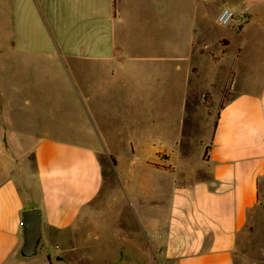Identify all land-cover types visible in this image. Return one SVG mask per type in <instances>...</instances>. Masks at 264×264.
<instances>
[{
    "label": "crops",
    "instance_id": "obj_1",
    "mask_svg": "<svg viewBox=\"0 0 264 264\" xmlns=\"http://www.w3.org/2000/svg\"><path fill=\"white\" fill-rule=\"evenodd\" d=\"M9 1L17 31L31 20L49 31L55 25L60 37L67 22L75 27L74 36L85 29L87 47L78 45L73 54L58 49L71 68L78 97L88 101L89 125L86 134L76 127L70 137L60 133L64 128L59 125L41 122L38 128L34 120L26 136L13 130L0 88V264H61L67 232L73 228V247L78 246L81 219L101 210L94 203H102V197L109 262L139 258L134 253L121 258L128 249L113 246L115 233L120 243L136 246L143 258L159 264H237L239 236L264 207V73L254 79L252 70L239 69L248 52L245 45L239 44L231 62L224 64L231 39L223 34L217 39L220 48L213 47L210 16L229 7L235 20L227 28L239 38L254 32L264 42V0ZM184 22L189 23L185 34ZM130 25L139 28L153 50L141 46L133 52L116 43L115 28ZM163 35L170 36L166 46H161ZM42 39L43 31L36 33L40 46H10L11 68L13 57L19 56L27 61L49 55L59 63ZM57 43L64 46L60 38ZM204 58L215 68L210 77L199 66ZM82 68L87 75H81ZM179 71L186 85L181 108H176L167 102L176 95L172 89ZM227 83H232L228 100L213 116ZM249 83L253 86L242 85ZM11 87L18 89L14 83ZM202 90L210 91L214 102L207 112L211 130L207 140L199 141L201 163L189 168ZM19 121L27 122L25 113ZM28 156L33 172L18 171V161L25 163ZM175 158L182 160L181 168L174 165ZM112 159L115 175H107L103 161ZM28 208L41 212L40 253L22 258L23 211ZM93 221L95 227L102 225ZM89 235L102 237L97 228Z\"/></svg>",
    "mask_w": 264,
    "mask_h": 264
},
{
    "label": "rangeland",
    "instance_id": "obj_2",
    "mask_svg": "<svg viewBox=\"0 0 264 264\" xmlns=\"http://www.w3.org/2000/svg\"><path fill=\"white\" fill-rule=\"evenodd\" d=\"M217 5H219V3ZM210 18L215 24L214 28L212 30L210 29L209 32L210 43H213V47L216 46L215 49L220 48L218 47L217 39L223 34L228 35L231 39L230 46H228V49L226 50L225 59H223L224 64L231 62L239 44L241 46L245 45L248 47V52L246 53V56L238 62L239 69L252 70L254 79L264 73V42H262L254 32L239 38L235 32L230 31V29L227 28V25H218L215 21V14L211 15ZM234 20L235 18L233 21ZM185 22L187 23V21ZM186 23L183 25L184 30H182V33L184 34L188 32L189 27V23L187 25ZM41 25V21L40 24L37 25L31 20L29 27L25 22L19 26L17 31L11 2L9 0H0V88H3L1 103L3 104V107L7 109L9 115L14 119L12 120L13 130L24 133L26 136L32 133L30 128L32 126L31 122L34 120H38V124L40 123L39 125L35 122L33 123L36 124L35 126L38 128L41 126V122H44V126L46 123L51 125L55 124V126L59 125L64 128L60 133L64 132L65 135L70 137H72V130L76 127H80L82 133L86 134L84 130L86 129L87 131V126L89 125L87 113L88 101L85 98L78 97L76 84H74L72 80L71 68H68L65 63L62 62V58L60 57L62 51L58 48L64 49L70 54L76 53V51L78 53L79 47H81L78 45L87 47L89 43L88 35L83 33L85 30L84 28H80V35L74 36L76 29H74L75 27L68 22L64 28V36L62 37L58 36V29L55 25H51V31H49L46 26L43 27ZM33 29L35 30L33 31ZM36 30L39 35L43 31L42 44L43 46L51 47L54 50L55 55H57L56 58H59V63L53 62V57L49 55H44L40 58L34 55L32 60L28 59L27 61L22 60V57L19 56L17 58L13 57L15 59V65L14 68H11L10 46H40L39 42L36 40ZM16 31L18 35L22 34L23 41L21 40L20 42V39L17 40L18 37ZM139 32V28L133 25L117 26L115 28V41L119 44L122 42L125 43L127 49L133 52H137L141 46L146 50H153V44L145 41V36L139 35ZM169 37V35L162 36L161 46H166L164 40L166 39L168 41ZM59 38L60 40H63L64 46H58L57 41H59ZM16 40L17 43L15 44ZM78 40H85L86 44H77V46H74L75 42H78ZM102 42V46H107L106 40H103ZM177 46L183 47L185 45L178 43ZM199 61V66L202 72L210 77L215 71V68L211 66L213 63L211 59L206 58L204 61L199 59ZM82 70L81 75H87V69L85 71V68H82ZM185 77L186 76L182 71L177 73L176 87L172 89L176 95L168 100V102L166 101L176 108H181L183 99L182 94L186 85ZM12 83L18 88L16 92L10 89L13 88L11 87ZM193 83L195 84V82ZM87 85L88 84H83L84 90H87ZM196 85L197 84H195V87ZM231 85L232 83H227L223 88V95L218 104H216L217 107L216 105L214 106L210 91L202 90L200 92L199 101L201 105L198 112L194 114V140L190 143L191 154L188 160L189 168L199 166L201 163L202 147L199 141L202 139L207 140L211 130V120L209 119L207 112H210V108L214 106L215 110L213 108L214 112L212 115H215L216 109H218L223 102L228 100ZM242 85L253 86L252 83ZM213 93L217 99V90H214ZM27 98L29 100L28 102ZM191 100L192 99H188L187 103L189 109L192 107ZM24 113L27 122L22 124L19 119H22ZM188 120L186 122L187 128L191 123H188ZM37 131L38 133L45 132L44 130ZM53 133L58 132L54 131ZM87 136L88 135H85L83 137L81 135L80 137L87 141ZM103 163L106 174L115 175L114 172L116 168L113 166L114 160H104ZM173 163L177 168H181L183 165L182 160L179 158H175ZM17 166L18 171L33 172L34 170V164L29 156L25 163L23 161H18ZM166 169L169 171L174 170L171 166H166ZM94 205L101 207V210H95V212L85 214V216L82 217L81 226H78L80 228L77 230L78 234L81 233L82 235V241H80L78 246L73 247V228L67 232L66 242L64 244L65 247L61 248L65 249V251L62 252L65 258L61 261V264H159L158 261L151 258H143L141 250H137L136 246L133 247V245L127 242L120 243V240H117V235L115 233H113V246L115 248L120 246L123 249H128L127 252L124 253L121 251V258L122 256L127 257V255L133 256V253L134 257L139 256V258H134L133 260L130 258H116L110 260V262L105 259L108 258L109 250L106 246L105 240H103V221L105 216L103 197L102 203H99L97 200ZM93 220H98V222L101 221L102 225L100 224V227H95ZM96 228L102 236L98 240L89 235V233H93ZM239 240V245L235 252V261L237 264H264V207L257 209L256 217L250 222V225L246 230L240 234ZM145 245L148 247L147 244Z\"/></svg>",
    "mask_w": 264,
    "mask_h": 264
},
{
    "label": "water",
    "instance_id": "obj_3",
    "mask_svg": "<svg viewBox=\"0 0 264 264\" xmlns=\"http://www.w3.org/2000/svg\"><path fill=\"white\" fill-rule=\"evenodd\" d=\"M42 217L39 208L23 211V243L19 249L22 258H31L40 253Z\"/></svg>",
    "mask_w": 264,
    "mask_h": 264
},
{
    "label": "built area",
    "instance_id": "obj_4",
    "mask_svg": "<svg viewBox=\"0 0 264 264\" xmlns=\"http://www.w3.org/2000/svg\"><path fill=\"white\" fill-rule=\"evenodd\" d=\"M235 18V12L229 7H223L216 16V22L219 25H228Z\"/></svg>",
    "mask_w": 264,
    "mask_h": 264
},
{
    "label": "trees",
    "instance_id": "obj_5",
    "mask_svg": "<svg viewBox=\"0 0 264 264\" xmlns=\"http://www.w3.org/2000/svg\"><path fill=\"white\" fill-rule=\"evenodd\" d=\"M224 103H225V102H223V103L220 105V107H222ZM214 125H216V122H215V124H214ZM209 147H210V146H209V145H207V147H206V149H205L204 157H206V156H207V153H208Z\"/></svg>",
    "mask_w": 264,
    "mask_h": 264
}]
</instances>
